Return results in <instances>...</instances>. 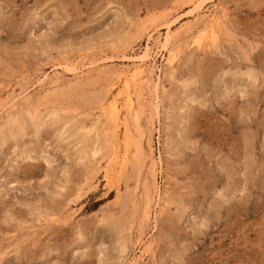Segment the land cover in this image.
<instances>
[{"label":"rangeland","instance_id":"1","mask_svg":"<svg viewBox=\"0 0 264 264\" xmlns=\"http://www.w3.org/2000/svg\"><path fill=\"white\" fill-rule=\"evenodd\" d=\"M0 264H264V0H0Z\"/></svg>","mask_w":264,"mask_h":264},{"label":"bare ground","instance_id":"2","mask_svg":"<svg viewBox=\"0 0 264 264\" xmlns=\"http://www.w3.org/2000/svg\"><path fill=\"white\" fill-rule=\"evenodd\" d=\"M204 35H205V34H204ZM197 43H198V42H197ZM146 54H147V52H146ZM113 102H114V101H113ZM113 107H114V106H113ZM121 107H122V106H121ZM114 108H115V107H114ZM114 108H113V109H114ZM116 128H117V127H116ZM115 159H116V158H115Z\"/></svg>","mask_w":264,"mask_h":264}]
</instances>
